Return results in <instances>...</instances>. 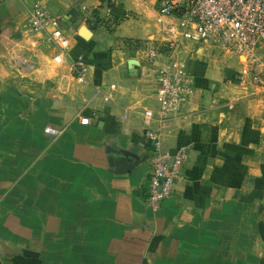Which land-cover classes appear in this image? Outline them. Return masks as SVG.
<instances>
[{
	"label": "crops",
	"instance_id": "obj_1",
	"mask_svg": "<svg viewBox=\"0 0 264 264\" xmlns=\"http://www.w3.org/2000/svg\"><path fill=\"white\" fill-rule=\"evenodd\" d=\"M36 3L68 39L60 63L26 29ZM165 43L156 0H0V264H264V77L208 42L148 57ZM172 58L192 88L161 117ZM148 131L187 150L156 210Z\"/></svg>",
	"mask_w": 264,
	"mask_h": 264
},
{
	"label": "built area",
	"instance_id": "obj_2",
	"mask_svg": "<svg viewBox=\"0 0 264 264\" xmlns=\"http://www.w3.org/2000/svg\"><path fill=\"white\" fill-rule=\"evenodd\" d=\"M115 3L116 0H108ZM156 20L165 36L163 47L153 46L148 57L157 53H174L181 41L208 42L236 55L250 73L251 80L261 82L264 77V56L259 52L264 46V0H156ZM30 33H43L56 48L53 60L62 62L69 47L68 39L60 27L58 17L42 4L32 6L26 19ZM173 58L164 67L157 68L155 94L159 102V114L168 117L177 112L192 88V79L184 71L176 69ZM71 68L80 80L85 79L88 66L82 55L72 61ZM145 123L152 112H143ZM84 122L87 119L82 118ZM57 134L58 130L45 128ZM151 154L147 175L145 201L153 210L171 197L175 183L182 177L187 160L185 146L171 151L161 146L158 135L148 131Z\"/></svg>",
	"mask_w": 264,
	"mask_h": 264
},
{
	"label": "water",
	"instance_id": "obj_3",
	"mask_svg": "<svg viewBox=\"0 0 264 264\" xmlns=\"http://www.w3.org/2000/svg\"><path fill=\"white\" fill-rule=\"evenodd\" d=\"M81 34H82L84 37H86L87 34H88V30H87V28H86L85 26H82V28H81ZM130 64H131V65H135V60H130ZM124 153H125V152H124Z\"/></svg>",
	"mask_w": 264,
	"mask_h": 264
},
{
	"label": "rangeland",
	"instance_id": "obj_4",
	"mask_svg": "<svg viewBox=\"0 0 264 264\" xmlns=\"http://www.w3.org/2000/svg\"><path fill=\"white\" fill-rule=\"evenodd\" d=\"M259 54H260L261 56H264V46H263V48L261 49V51L259 52ZM231 57H232V60H234L235 62H238V63H239V61H238L239 58H237L236 55L232 54ZM239 60H240V59H239ZM240 61H241V60H240Z\"/></svg>",
	"mask_w": 264,
	"mask_h": 264
}]
</instances>
